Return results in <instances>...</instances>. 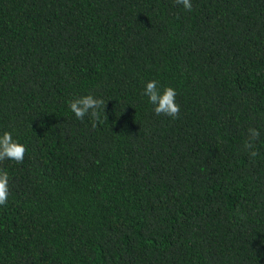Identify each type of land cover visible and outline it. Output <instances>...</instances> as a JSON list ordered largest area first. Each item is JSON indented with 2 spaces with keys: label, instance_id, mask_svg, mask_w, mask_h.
I'll list each match as a JSON object with an SVG mask.
<instances>
[{
  "label": "trees",
  "instance_id": "trees-1",
  "mask_svg": "<svg viewBox=\"0 0 264 264\" xmlns=\"http://www.w3.org/2000/svg\"><path fill=\"white\" fill-rule=\"evenodd\" d=\"M191 3L0 0V264H264V0Z\"/></svg>",
  "mask_w": 264,
  "mask_h": 264
},
{
  "label": "clouds",
  "instance_id": "clouds-1",
  "mask_svg": "<svg viewBox=\"0 0 264 264\" xmlns=\"http://www.w3.org/2000/svg\"><path fill=\"white\" fill-rule=\"evenodd\" d=\"M183 9L191 11V0H176ZM142 97L146 98V102L151 105V110L156 115H164L175 118L179 112V104L176 102L177 92L171 85H162L159 80L149 78L143 81L140 91ZM105 100L91 93L74 95L67 101V106L72 114L82 120L86 115L96 116L98 110L103 106ZM248 141L246 148L252 149V141L256 140L260 133L256 128L248 129ZM25 145L13 136L8 129L0 130V161L7 158L17 163L24 159ZM250 156H256V151L251 150ZM9 196V173L0 169V206H4Z\"/></svg>",
  "mask_w": 264,
  "mask_h": 264
}]
</instances>
